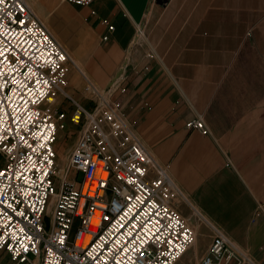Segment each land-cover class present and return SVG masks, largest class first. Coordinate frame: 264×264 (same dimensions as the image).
Wrapping results in <instances>:
<instances>
[{"label": "crops", "instance_id": "1", "mask_svg": "<svg viewBox=\"0 0 264 264\" xmlns=\"http://www.w3.org/2000/svg\"><path fill=\"white\" fill-rule=\"evenodd\" d=\"M29 2L98 85L125 89V119L189 201L264 264V0ZM198 118L208 135L186 126Z\"/></svg>", "mask_w": 264, "mask_h": 264}, {"label": "built area", "instance_id": "2", "mask_svg": "<svg viewBox=\"0 0 264 264\" xmlns=\"http://www.w3.org/2000/svg\"><path fill=\"white\" fill-rule=\"evenodd\" d=\"M70 62L28 0H0V254L11 264H177L195 242L177 208L181 190L113 98L125 89L102 91L84 76L88 108L66 91ZM59 96L70 110L54 108ZM68 124L78 131L60 177L57 135ZM186 126L210 133L201 118ZM100 164L105 180L93 174ZM93 181L95 195L83 194ZM213 231L198 264H254Z\"/></svg>", "mask_w": 264, "mask_h": 264}, {"label": "rangeland", "instance_id": "3", "mask_svg": "<svg viewBox=\"0 0 264 264\" xmlns=\"http://www.w3.org/2000/svg\"><path fill=\"white\" fill-rule=\"evenodd\" d=\"M29 2V0H28ZM31 5V8L35 11L41 22L47 27V29L51 32V34L58 40L57 34L51 29V27L48 26V24L42 19V17L38 14V12L35 10L34 6L29 2ZM58 42L64 47V45L58 40ZM65 48V47H64ZM66 49V48H65ZM67 51V49H66ZM68 52V51H67ZM69 54V52H68ZM70 58L71 55L69 54ZM72 59V58H71ZM73 60V59H72ZM82 69H79L77 67H74L72 63H69V72H68V88L66 91L76 100L85 105L88 108H91L94 105V102L91 101V96L86 93L85 91V77L90 79L99 89L102 91H107L109 88L106 87L107 85L104 84L103 86L98 85L91 77L90 75L85 71V69L79 65ZM71 71H74V73L77 76V80H74L73 82H70L69 76ZM84 74V75H83ZM264 82V79L261 80ZM115 95V94H114ZM113 95V98H114ZM54 108H59V109H67L70 110L71 107L68 104L67 101L64 100L63 96H59L56 102V105ZM233 116L229 117V120L232 119ZM132 125V124H131ZM231 125V122H227V126L229 127ZM133 126V125H132ZM134 127V126H133ZM135 133L138 134L136 128L134 127ZM78 129L73 128L70 124L67 125V127L63 130H60L57 135V142H56V151L58 154V160H59V167H64L65 161L63 162L61 158H67L68 157V152L72 148V146L76 142V134H77ZM139 136V134H138ZM140 137V136H139ZM141 139V137H140ZM142 140V139H141ZM143 142V141H142ZM145 145V144H144ZM146 146V145H145ZM147 148V146H146ZM148 149V148H147ZM149 150V149H148ZM68 151V152H67ZM151 153V152H150ZM153 156V155H152ZM154 157V156H153ZM156 162L160 164L163 168L166 169V171L169 174L168 166L166 164L161 163L158 161L156 157H154ZM170 176V174H169ZM83 179V174H79L77 180L81 182ZM172 179V178H171ZM173 180V179H172ZM59 181V179H58ZM176 184V183H175ZM177 185V184H176ZM178 186V185H177ZM180 189V188H179ZM181 190V189H180ZM182 192V191H181ZM183 194V192H182ZM177 208L181 212L182 216L185 217L190 225L192 226L194 232L196 233V230H198V248L202 249L205 246L206 241L211 242V238L213 237L214 231L213 227H217L216 224H214L212 221H210L205 214H202L194 204H192L188 197L183 194V197L179 199V202L177 203ZM195 227V229H194ZM218 228V227H217ZM197 238V237H196ZM197 238V239H198ZM196 239V240H197ZM190 256H193L194 249L193 246L190 248ZM189 251V250H188ZM187 251V252H188ZM185 253L183 258L177 263V264H189V252ZM8 256L6 254H0V261L4 259H8Z\"/></svg>", "mask_w": 264, "mask_h": 264}, {"label": "bare ground", "instance_id": "4", "mask_svg": "<svg viewBox=\"0 0 264 264\" xmlns=\"http://www.w3.org/2000/svg\"><path fill=\"white\" fill-rule=\"evenodd\" d=\"M28 4H29V2H28ZM30 5V4H29ZM31 6V5H30ZM71 63H72V65L74 66V67H77V68H79V69H81V67L79 66V64H78V62H76V61H74V60H72L71 59ZM81 71H82V69H81ZM61 160L64 162H66L67 163V158H61ZM60 162H59V160H58V158H57V164H59ZM65 163V164H66ZM65 166V165H64ZM57 174H58V176H60V177H62L63 175H64V172H63V167H60V170H58L57 171ZM93 174L95 175V178H96V180H105L106 178H107V173L106 172H104L103 170H102V168H101V164H100V166L97 168V170L96 171H94L93 172ZM97 190V181H93V182H86L85 184H84V186L82 187V193L83 194H88L89 196H94L95 195V191ZM99 195H101L102 194V191H100L99 193H98ZM98 212L96 211L95 212V217H97L98 216ZM197 233V232H196ZM195 233V242L193 243V247H195L196 246V244H197V238H196V236H198V233L196 234ZM90 239H91V236L90 235H86L85 237H84V240L82 241V245L83 246H86L88 243H89V241H90Z\"/></svg>", "mask_w": 264, "mask_h": 264}]
</instances>
